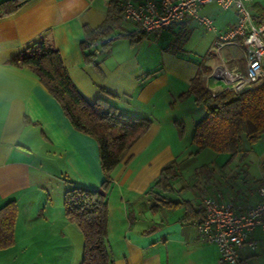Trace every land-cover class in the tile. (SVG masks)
Wrapping results in <instances>:
<instances>
[{
	"label": "crops",
	"instance_id": "0c3cea01",
	"mask_svg": "<svg viewBox=\"0 0 264 264\" xmlns=\"http://www.w3.org/2000/svg\"><path fill=\"white\" fill-rule=\"evenodd\" d=\"M110 1L24 0L0 16V207L14 201L17 209L13 242L0 248V264H81L84 237L65 216L62 198L71 186L94 189L104 178L95 139L69 123L32 70L7 62L39 39L59 51L87 101L105 95L122 111L153 121L111 171L106 235L113 264H229L219 263L218 247L196 231L201 198L242 209L255 205L264 183V135L233 156L209 148L197 152L206 153L207 161L195 166L194 183H179L178 160L196 156L195 148L187 150L194 147V123L205 115L193 92L180 93L190 91L196 79L206 89L205 77L219 62L208 52L216 35L234 23L235 12L208 3L199 12L214 29L187 18L159 33H144L119 18L113 32L120 35L106 45L93 44L87 60L79 46L84 28L103 21ZM250 9L257 17L264 0H251ZM220 53L230 68L244 69L242 49L226 46ZM179 95L183 106L173 110L168 105ZM171 162L177 163L176 176L171 190L161 192L153 184ZM249 236L256 248L244 246L239 254L248 264H264V229L255 226Z\"/></svg>",
	"mask_w": 264,
	"mask_h": 264
},
{
	"label": "trees",
	"instance_id": "16d2710c",
	"mask_svg": "<svg viewBox=\"0 0 264 264\" xmlns=\"http://www.w3.org/2000/svg\"><path fill=\"white\" fill-rule=\"evenodd\" d=\"M118 1L109 2L107 15L98 26L84 28V36L79 45L83 58L91 59L93 53L86 50L93 44L101 41V45H106L120 35L113 32L121 18ZM23 3L24 0H3L0 2V16L15 12ZM258 13L257 21H264V10ZM60 58L59 51L50 41L39 39L11 56L7 62L32 70L52 97L59 102L69 123L76 130L95 139L104 178L98 188H67L62 198L63 212L83 234L81 264H113L106 235V196L112 183L111 171L122 160L131 144L149 129L153 121L148 117L122 111L105 95H98L93 102L87 101L72 84ZM190 92L196 95V100L200 101L205 109V115L194 123L192 129L191 143L195 148L194 155L209 148L219 154L226 152L233 156L243 151L245 145L255 144L264 135V79L240 92L222 89L216 94L204 89L199 79H196ZM176 168V162L161 168L158 180L154 181L153 186L161 192L171 190L170 181L176 176ZM160 201L171 203L163 198ZM16 213L14 201L0 207V248L13 242Z\"/></svg>",
	"mask_w": 264,
	"mask_h": 264
},
{
	"label": "built area",
	"instance_id": "2783aa9c",
	"mask_svg": "<svg viewBox=\"0 0 264 264\" xmlns=\"http://www.w3.org/2000/svg\"><path fill=\"white\" fill-rule=\"evenodd\" d=\"M215 3L221 8H232L235 21L225 31L218 33L208 53L219 56V62L206 76L207 91L216 94L222 89L240 92L264 79V21L258 22L250 9L251 0H119L122 20L130 21L144 33L161 32L172 22L195 19L204 28L214 29L212 20L201 15L200 8ZM226 46H236L244 53V69L230 68L228 60L220 53ZM219 87L218 91L215 90ZM259 200L246 209L212 196L203 195V216L195 222L199 237L213 243L219 250V263L248 264L239 253L244 246L251 250L256 242L250 238L255 226L264 229V183L258 187Z\"/></svg>",
	"mask_w": 264,
	"mask_h": 264
},
{
	"label": "rangeland",
	"instance_id": "374dc122",
	"mask_svg": "<svg viewBox=\"0 0 264 264\" xmlns=\"http://www.w3.org/2000/svg\"><path fill=\"white\" fill-rule=\"evenodd\" d=\"M149 40L152 42L154 39H153V37H149ZM146 43L148 45H151L152 44V49L154 48V46L157 47L156 44L154 45V43H149V41L146 42ZM235 53H239V52H235ZM218 89H219V87H216V90H218ZM184 92L185 93H182L181 92L180 94H193L189 90L184 91ZM176 94H179V92H177ZM175 99H176V104L175 105H173L175 103L174 102L175 101L174 99H171L170 100V104L168 105V106H171V109H173V110H175V109L183 106L182 104H180V100H181L180 95L179 96H176ZM193 148L194 147L191 146L190 148H188L187 151H190ZM208 151L210 152V150H208ZM208 151H206V152H208ZM205 154L206 153H201V154H198V155L196 154L195 157L191 156V157L182 158V159L178 160L179 161V167H180L179 169L181 170V173H182L181 179L178 180L179 183H182L183 184V183H194L195 182V180L197 179V175L194 174V171L196 170L195 166H197L198 164H201V163L207 161L206 160L207 159V155H205Z\"/></svg>",
	"mask_w": 264,
	"mask_h": 264
},
{
	"label": "water",
	"instance_id": "95a60500",
	"mask_svg": "<svg viewBox=\"0 0 264 264\" xmlns=\"http://www.w3.org/2000/svg\"><path fill=\"white\" fill-rule=\"evenodd\" d=\"M261 64H264V60H262Z\"/></svg>",
	"mask_w": 264,
	"mask_h": 264
}]
</instances>
